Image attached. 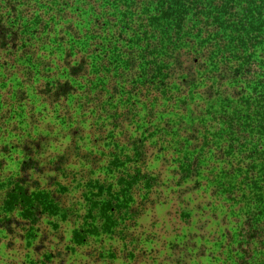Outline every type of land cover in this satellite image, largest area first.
<instances>
[{
	"label": "rangeland",
	"instance_id": "obj_1",
	"mask_svg": "<svg viewBox=\"0 0 264 264\" xmlns=\"http://www.w3.org/2000/svg\"><path fill=\"white\" fill-rule=\"evenodd\" d=\"M54 1L31 0L32 9H29V14L23 15L19 29L23 40L18 48L25 45V50L19 51L17 56L24 53L32 56L34 62L40 65V73L48 69L51 85H56V81L62 79L59 74L64 63L63 51H68L71 46L72 61L76 57L94 56L93 62L98 63L110 55L111 61L108 63L112 62L111 66L101 68L99 73L94 69L92 60L88 62L86 77L82 79L79 91L82 93L88 88L89 97L93 98L94 92L101 90V105H107L109 99L111 104L107 106L112 110L118 109V120L106 118L103 110L93 102L85 101L83 95L64 103L62 100L58 104L44 102L41 90L46 79L42 80L41 74L34 73L30 78L22 75L25 68L20 62L7 72L8 75L0 74V160L4 161L0 173V213L6 181L17 177L24 159L22 147L26 145L36 151L35 145L39 144L38 154L34 157L38 158L41 166L47 165L69 144L71 128L82 129L77 134L81 139L77 140L76 137L74 143L80 145L86 154V163L89 161L92 165L89 167L86 164L91 171L84 174L89 175L90 172L92 177L100 180H109L128 168L130 172L135 171V159L128 154L125 145H131L133 138H141L145 149L144 172L154 179V187L149 190L143 185H135L130 192L129 203L135 215L126 217L111 238L106 237L102 241L93 238L84 246H75L71 242L70 236L75 226L68 223H59L58 228L54 229L51 220L43 219L33 225L29 233V227L25 229L21 220L18 228L11 225V229H15L13 233L3 230L1 224L0 264H40L47 254L53 256L48 264H170V244L178 243L185 237L195 238L197 264H233L226 233L233 234L235 206L215 200L211 190L213 177L222 170L229 171L232 159L223 154L225 150H219L226 145L228 138L220 132L218 103H213V100L207 102L204 98L205 86L209 85V81L203 79L204 82H201V73H197V88L183 94H179L173 86L161 92H156L155 88L136 86L138 73L134 70L117 72L115 63L121 53L120 48L124 52L121 53L122 57L132 51L130 49L136 43L137 34L122 33L121 25L117 27L120 17L113 21L111 12L108 10L104 14L103 5L97 0H75L74 5L80 9L77 14L70 15L65 22H51L52 10L44 5L52 8ZM17 9L20 12L26 10L20 5ZM101 17L107 22L102 30L93 26L92 20ZM69 22L73 29L77 26L81 30L85 28L88 38L92 32L93 38H79V41L84 40L80 45H73L71 38L54 42L53 38L62 37L60 31ZM40 24L41 29L38 28ZM96 29L97 32L93 33ZM208 29L209 33L212 28ZM204 33V29L197 32V58L204 62L206 72L213 71V67H223L225 63L231 67L233 58L228 53H232L236 46L234 41L228 43L227 35L221 31L216 40H200L198 35ZM77 36L78 33L75 35L76 41ZM189 45L192 51V43ZM106 51L107 56L104 55ZM188 51L189 46H184L179 56V64L184 68L194 57V54L188 55ZM170 55L176 56V53L170 52ZM172 77L178 76L175 73ZM113 87H116L118 94L113 93ZM130 99L137 102H134L135 106L128 105ZM127 107L136 109L129 125L121 117ZM117 126L119 129H116ZM99 128H103L106 139L101 138ZM251 135L248 141H252ZM110 137L114 143H118L115 153L120 158L117 172L109 175L106 167L112 149ZM187 137L197 150V158L204 159V162L199 164L200 175L196 179L181 181L183 169L180 164L184 158L176 152L175 141ZM187 148L183 144V149ZM262 160L264 162V156ZM79 167L76 166V170L81 169ZM76 175L78 173L74 177ZM195 182L197 188H194ZM79 201L78 192L72 188L66 203ZM186 212L189 213V220L183 217ZM189 246L191 249V242Z\"/></svg>",
	"mask_w": 264,
	"mask_h": 264
},
{
	"label": "trees",
	"instance_id": "obj_2",
	"mask_svg": "<svg viewBox=\"0 0 264 264\" xmlns=\"http://www.w3.org/2000/svg\"><path fill=\"white\" fill-rule=\"evenodd\" d=\"M60 1H54L52 8L44 5L52 10L51 22H65L70 15L77 14L80 10L74 5L75 0ZM97 1L103 5L104 14L108 10L111 12L113 21L117 16L120 17L117 27L121 25L119 28L122 33L137 34L136 46L133 45L130 49L132 51L124 57L120 48L121 53L115 63L117 72L134 70L138 73L136 86L155 88L156 92L173 86L179 94H183L192 88L196 89L199 80L209 81V85L205 86L204 98L207 102L213 100V103H218L217 121L221 125L220 132L228 138L226 145L219 150H225L223 154L232 159L229 171L222 170L213 177L211 190L215 200L235 206L234 231L233 234L226 233L230 252L233 254V264H264V0ZM30 3L31 0H0V74L8 75L7 72L20 62L25 68L22 75L30 78L35 73L41 74L42 80L46 79L44 89L41 90L44 102L58 104L62 100L64 103L83 95L85 101L98 105L107 115L106 118L117 121L118 109L112 110L107 106L111 104L109 99L107 105H101V90L94 92L93 98L89 97L88 88L82 93L79 91L82 79L86 77L88 62H93L94 56H81L80 59L76 57L72 61V46L68 51H63L64 63L59 74L62 79L57 80L56 85H51L48 69L43 68L45 70L40 73V65L34 62L32 56L29 55V58L26 53L17 56L19 51L25 50V45L18 48L23 40L19 29L23 15L29 14V9H32ZM19 5L26 10L20 12L17 9ZM102 18L92 19L93 26L100 30L107 24ZM71 24L66 23V27L60 31L62 37L53 38V41H68L71 38L73 45H80L84 40L79 41V38H93L92 32L88 38L85 28L81 30L77 26L73 29ZM38 28L41 29V24ZM208 28H212L209 33ZM203 29L205 33L198 35L200 40H216L221 31L227 35L228 43L234 41L236 46L232 53H228L233 58L231 67L225 63L223 67H213V71L206 72L204 62L197 58V32L200 33ZM227 30L229 33H226ZM74 31L78 33V41L75 40L77 33L74 34ZM231 32L233 34L229 35ZM190 42L193 45L192 51ZM184 46H189L188 55L194 54L193 60L185 68L179 64ZM170 52L176 53V56H171ZM104 55L107 56V51ZM108 61H111L110 55L98 63L93 62V67L99 73L101 68L111 66L112 62ZM175 73L178 77L173 78ZM197 73H201L199 80ZM113 93L116 95V87H113ZM127 95L132 96L131 93ZM131 99L128 105L133 106L136 101ZM129 108H125L126 113L121 116L128 125L136 110ZM96 109L98 110L97 107ZM58 118L63 119L60 116ZM81 131L80 127L74 130L71 128L69 144L47 165L41 166L38 158L34 157L38 154L39 144L35 145L36 151L26 145L22 147L24 159L18 175L6 181V190L1 199L0 225L2 224L3 230L13 233L20 220L25 224V229L29 227L27 233L43 219L51 220L54 229L58 228L59 223H68L75 226L71 232V242L75 246H84L93 238H99L100 241L106 237L111 238V234L115 233L126 217L135 215L129 205L130 192L134 186L140 184L149 190L154 187V179L144 172V141L136 137L131 139V145H125L128 154H132L133 160L135 159L134 172H130L128 168L109 180H100L92 177L90 172V177L84 174L91 171L89 167L92 165L89 161L86 163V154L80 145L74 143ZM98 132L101 138L106 139L103 128H99ZM250 134L252 141H248ZM111 137V161H108L109 165L106 167L109 175L117 172L115 170L120 158L115 153L118 143H114ZM79 138L77 140L81 139ZM175 142L176 152L184 158L180 164L183 169L181 181L196 179L200 175L199 164L204 159L197 158V150L191 145L190 138H179ZM183 144L188 148L184 150ZM79 165L81 169L76 170ZM3 166L4 161L0 160V173ZM195 184L193 187L197 188V182ZM72 188L78 192L80 201L66 203ZM183 217L190 219L187 212ZM12 224L15 225L13 230ZM170 249V264H197L195 238L185 237L178 243L172 242ZM52 257L51 254L44 255L40 264H48Z\"/></svg>",
	"mask_w": 264,
	"mask_h": 264
}]
</instances>
